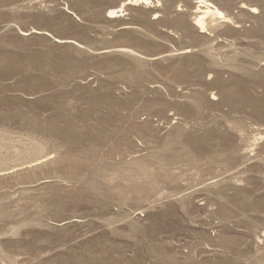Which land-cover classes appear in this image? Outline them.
Listing matches in <instances>:
<instances>
[{
  "label": "rangeland",
  "instance_id": "374dc122",
  "mask_svg": "<svg viewBox=\"0 0 264 264\" xmlns=\"http://www.w3.org/2000/svg\"><path fill=\"white\" fill-rule=\"evenodd\" d=\"M210 1L0 0V264H264V0Z\"/></svg>",
  "mask_w": 264,
  "mask_h": 264
},
{
  "label": "bare ground",
  "instance_id": "6f19581e",
  "mask_svg": "<svg viewBox=\"0 0 264 264\" xmlns=\"http://www.w3.org/2000/svg\"><path fill=\"white\" fill-rule=\"evenodd\" d=\"M160 3V2H158ZM151 5V0H125L121 4L120 8L112 9L108 11V17L118 18L125 13V7L127 5ZM196 9H195V25L201 30L202 33H209L210 28L219 25V23H232V19L227 17L224 11H222L216 4L210 0H196ZM241 8L249 9L247 6L242 5ZM252 12H256V9L250 8ZM220 21V22H219ZM234 24V23H233ZM232 24V25H233ZM212 35V34H211ZM58 43L63 41L58 40Z\"/></svg>",
  "mask_w": 264,
  "mask_h": 264
}]
</instances>
